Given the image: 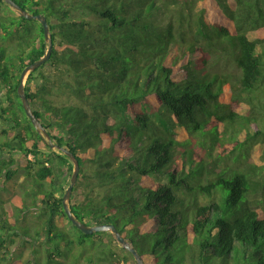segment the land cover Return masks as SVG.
I'll return each mask as SVG.
<instances>
[{
	"label": "trees",
	"instance_id": "16d2710c",
	"mask_svg": "<svg viewBox=\"0 0 264 264\" xmlns=\"http://www.w3.org/2000/svg\"><path fill=\"white\" fill-rule=\"evenodd\" d=\"M13 1L52 33L50 60L25 90L79 161L73 214L115 226L143 264H264V0ZM3 6L0 178L22 182L12 200L0 196V264L26 245L43 249L40 264H137L113 234L69 221L74 165L45 144L18 95L24 69L48 51L44 29ZM221 64L240 73L214 72Z\"/></svg>",
	"mask_w": 264,
	"mask_h": 264
},
{
	"label": "water",
	"instance_id": "95a60500",
	"mask_svg": "<svg viewBox=\"0 0 264 264\" xmlns=\"http://www.w3.org/2000/svg\"><path fill=\"white\" fill-rule=\"evenodd\" d=\"M8 6L11 7L20 17H23L27 20H36L38 21L44 29V35H45V42L48 44V51L46 55L39 61L35 62L34 64L28 66L24 69V71L21 74L20 78V85L18 88V95L22 101L24 111L27 115V117L30 119L32 125L34 126L37 133L43 137L45 144L49 146V148L52 151H59L62 154H64L74 165L73 174L71 177L70 185L67 188L64 196H63V206L64 211L69 219V221L75 226L78 230H80L85 235H93L96 233H111L116 237L117 242L124 248L125 250H128L132 255L134 256L137 264H143L142 258L139 256V254L136 252V250L132 247V244L121 237L118 230L113 225H95V226H89L85 222L80 221L72 212L71 210V198L73 194V190L75 186L78 183L79 174H80V164L77 158L67 149L64 147H61L57 144H55L50 136V134L47 132L43 124L40 122V120L37 118L32 104L29 102L25 85L26 80L28 76L35 72L38 68H40L42 65L47 63L50 60V57L52 55L53 51V41H52V33L50 31L49 23L45 16L43 15H34L30 13L29 11L23 9L21 6H19L15 1L13 0H3Z\"/></svg>",
	"mask_w": 264,
	"mask_h": 264
},
{
	"label": "rangeland",
	"instance_id": "374dc122",
	"mask_svg": "<svg viewBox=\"0 0 264 264\" xmlns=\"http://www.w3.org/2000/svg\"><path fill=\"white\" fill-rule=\"evenodd\" d=\"M2 15L5 16H10V17H16L17 14L14 13L11 8L7 7V6H3V13ZM153 18L160 24L162 25L164 28L167 27L170 23V15H169V11L163 7L162 5L158 4V8L157 10H155L153 12ZM181 49H179L178 47H174L173 48V55L174 56H178L181 54ZM196 58L200 57L199 54L195 55ZM224 66L223 64L219 65V66H215L214 72L218 71V72H228L230 74H239L240 72L235 68V66L233 65H229L227 66L228 70L225 71L223 70ZM6 94V91L2 88L0 89V98L3 99L4 95ZM35 109H40V107L38 105H34ZM1 137V134H0ZM59 152V151H58ZM15 155V154H14ZM17 155V154H16ZM9 156H3V158H8ZM56 168V176H57V184L65 186L66 185V180H67V174L65 172V168H63L62 166H59L58 164L55 165ZM22 182V178L21 180H7L6 177L2 180L0 178V196H2V198L4 200H12L16 195H18L20 193V189H19V183ZM206 202V200H204V203ZM68 227L70 226L69 222L67 221ZM71 227V226H70ZM72 228V227H71ZM74 231L71 235H79V233L74 229L72 230ZM16 241H21L22 237L20 238H15ZM119 247H121L120 244H118ZM63 248L65 247V245L62 246ZM18 255H22V258L17 260L16 256L12 255L11 259L9 262H7L6 264H29L30 262H32L33 264H36L38 261V264H40V262L42 263L45 257V253L43 251V249L41 247H38L36 249L31 248L30 245H26L22 248H19V250H17L16 252ZM52 264H56L54 262H52Z\"/></svg>",
	"mask_w": 264,
	"mask_h": 264
}]
</instances>
